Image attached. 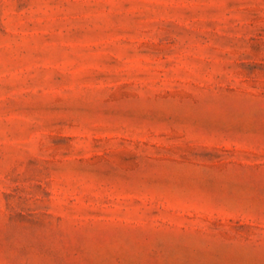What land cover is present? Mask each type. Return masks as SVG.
<instances>
[{
  "label": "rangeland",
  "instance_id": "rangeland-1",
  "mask_svg": "<svg viewBox=\"0 0 264 264\" xmlns=\"http://www.w3.org/2000/svg\"><path fill=\"white\" fill-rule=\"evenodd\" d=\"M0 264H264V0H0Z\"/></svg>",
  "mask_w": 264,
  "mask_h": 264
}]
</instances>
